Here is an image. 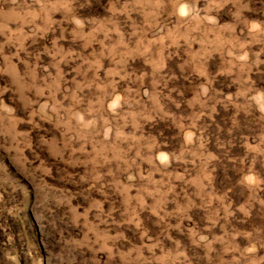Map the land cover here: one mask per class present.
<instances>
[{"label":"rangeland","instance_id":"rangeland-1","mask_svg":"<svg viewBox=\"0 0 264 264\" xmlns=\"http://www.w3.org/2000/svg\"><path fill=\"white\" fill-rule=\"evenodd\" d=\"M0 264H264V0H0Z\"/></svg>","mask_w":264,"mask_h":264}]
</instances>
